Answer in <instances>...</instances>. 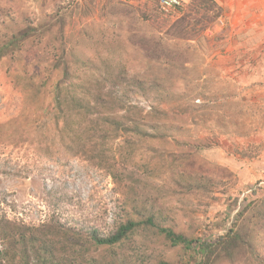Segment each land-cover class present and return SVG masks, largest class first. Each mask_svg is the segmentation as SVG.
<instances>
[{
	"label": "rangeland",
	"instance_id": "374dc122",
	"mask_svg": "<svg viewBox=\"0 0 264 264\" xmlns=\"http://www.w3.org/2000/svg\"><path fill=\"white\" fill-rule=\"evenodd\" d=\"M192 1L175 13L152 0L0 1V44L26 26L47 31L0 63V218L47 232L60 223L108 235L132 212L130 201L143 206L150 199L176 233L215 242L244 209L264 199V191L249 193L264 181L262 0H214L223 17L195 38L181 39L172 26ZM156 41L168 54L160 61L152 58ZM54 58L77 67L82 80L125 67L131 78L158 84L164 92L147 96L124 87L136 108L130 114L140 113L147 124L188 118L187 112L195 117L183 135L136 137L132 149L128 138L111 140L110 147H124L135 159L124 165L115 155L108 172L89 158L101 138L88 139L85 153L50 121V88L63 66L55 70ZM77 58L90 60L87 73L74 65ZM190 138L201 140L202 149L182 144ZM146 235L113 250L87 244L79 263L199 264L192 250L172 247L155 232Z\"/></svg>",
	"mask_w": 264,
	"mask_h": 264
},
{
	"label": "trees",
	"instance_id": "16d2710c",
	"mask_svg": "<svg viewBox=\"0 0 264 264\" xmlns=\"http://www.w3.org/2000/svg\"><path fill=\"white\" fill-rule=\"evenodd\" d=\"M187 11L183 18L175 22L171 30L181 39L195 38L203 26L222 18L224 12L214 0H193ZM192 13L200 14L201 18L194 17ZM198 26L201 27L197 30ZM38 30L39 27L26 26L1 43L0 63L9 57H14L22 46L32 43L34 37L42 36L47 32L41 31L40 35ZM154 45L153 60L160 61L162 57L168 55L162 41H156ZM62 60V58L59 61L54 58L55 70L63 66L60 68L59 80L50 88L52 94L51 109L48 111L52 112L50 121L54 124L55 131L65 134L63 136L65 142H70L69 145L79 150L83 149L85 153L89 151L86 149L89 147L88 139L92 143L95 137L101 138L100 145L95 143L92 149L97 155L89 156V158L108 172L112 173L116 162L115 155L124 165L135 159L132 152H128L129 150L122 151L123 145V148L117 150L110 147L111 140L115 142V139L121 137L128 138L125 144L132 149L137 144L134 141L136 137L138 139L157 137V135L154 136L157 132H162L163 135L168 133L183 135L185 127L195 117L192 112H187L182 115L186 114L188 118L171 116L158 118L159 121L154 124H147L144 120L149 119L142 118L140 113L130 114L136 108L131 105L130 93L132 92L125 90L124 87L126 85L138 95L147 96L150 93L164 92L158 84L147 85L145 80L131 78L126 73L125 67H121L119 72L111 73L108 69L106 75L82 80L83 74L76 70V66L87 73L90 60L77 58L74 61L75 69L63 63ZM105 65L108 66V62ZM20 75L24 80V73ZM42 79L43 82L40 85L44 88L48 82L46 77ZM30 81L31 79H26V83L30 84ZM108 83L110 86H107ZM154 111L158 116L162 110ZM150 130H153L154 134H151ZM181 140L183 145L193 147L196 151L202 149L201 140L191 138ZM104 146L107 147L104 148ZM111 175L116 178L115 174ZM259 184L260 182L256 184V190H252V195L264 191V186ZM129 206L132 212L128 213L126 218L120 221L116 229L108 235H101L94 229L80 230L60 223H57L58 226L51 227L52 231L47 232L41 227L19 225L0 218V264H76V261L79 263L78 256L82 257V253L87 251L85 249L87 244L95 248L113 250L132 244L136 236L147 237L146 234L151 232L164 237L172 247L183 246L187 250H192L196 256L200 257L199 264H216L219 261L227 264H264V199L244 209L238 215L236 225L215 242L195 241L176 233L171 227L164 225L160 212L150 199H147L143 206L138 205L137 201L134 203L130 201ZM58 244L60 249L57 248ZM259 246L260 249H258ZM63 254L66 256H62ZM118 261L119 259L106 264H116ZM93 264L105 263L96 261Z\"/></svg>",
	"mask_w": 264,
	"mask_h": 264
},
{
	"label": "built area",
	"instance_id": "2783aa9c",
	"mask_svg": "<svg viewBox=\"0 0 264 264\" xmlns=\"http://www.w3.org/2000/svg\"><path fill=\"white\" fill-rule=\"evenodd\" d=\"M165 13H175L184 6V0H152ZM259 186H264V181H261ZM256 190V188H254ZM252 193V190L249 192Z\"/></svg>",
	"mask_w": 264,
	"mask_h": 264
},
{
	"label": "crops",
	"instance_id": "0c3cea01",
	"mask_svg": "<svg viewBox=\"0 0 264 264\" xmlns=\"http://www.w3.org/2000/svg\"><path fill=\"white\" fill-rule=\"evenodd\" d=\"M262 1H264V0H262ZM262 1H260L261 3V6H263V9H264V2L262 3ZM250 6V4H246V7H249Z\"/></svg>",
	"mask_w": 264,
	"mask_h": 264
}]
</instances>
